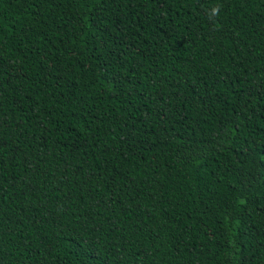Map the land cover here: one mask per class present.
<instances>
[{
  "label": "trees",
  "instance_id": "trees-1",
  "mask_svg": "<svg viewBox=\"0 0 264 264\" xmlns=\"http://www.w3.org/2000/svg\"><path fill=\"white\" fill-rule=\"evenodd\" d=\"M0 264H264V0H0Z\"/></svg>",
  "mask_w": 264,
  "mask_h": 264
}]
</instances>
